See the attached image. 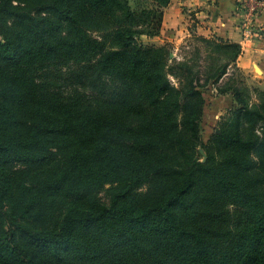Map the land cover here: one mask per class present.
<instances>
[{
    "label": "trees",
    "instance_id": "trees-1",
    "mask_svg": "<svg viewBox=\"0 0 264 264\" xmlns=\"http://www.w3.org/2000/svg\"><path fill=\"white\" fill-rule=\"evenodd\" d=\"M171 2L0 0V264H264V91L236 43L193 36L205 68L140 43ZM70 62L72 87L38 74ZM210 85L234 104L206 145Z\"/></svg>",
    "mask_w": 264,
    "mask_h": 264
},
{
    "label": "crops",
    "instance_id": "crops-1",
    "mask_svg": "<svg viewBox=\"0 0 264 264\" xmlns=\"http://www.w3.org/2000/svg\"><path fill=\"white\" fill-rule=\"evenodd\" d=\"M239 0H172L164 9L161 35L148 43L178 46L193 36L219 38L241 46L238 67L248 87L264 91V32L260 39L244 41L238 30L236 10ZM259 25L264 30V12ZM229 98V97H227Z\"/></svg>",
    "mask_w": 264,
    "mask_h": 264
},
{
    "label": "rangeland",
    "instance_id": "rangeland-1",
    "mask_svg": "<svg viewBox=\"0 0 264 264\" xmlns=\"http://www.w3.org/2000/svg\"><path fill=\"white\" fill-rule=\"evenodd\" d=\"M144 1L145 0H128L133 9L136 8L139 4L144 6ZM138 38L140 39V43L151 45V43H148L147 39L141 37ZM172 50V55L174 56L173 58H176L177 60L196 57L198 55V50H200L199 62L203 64L204 68L208 66L209 63H211V61L208 59L209 49L203 42L197 40L196 37H192L184 41L178 46L173 47ZM84 68L85 66L83 63H50L44 65L39 70L38 74L42 75L44 78L46 76H49V80L56 86L66 85L72 87L78 84L79 79L77 77L82 74ZM231 74L232 71L229 75ZM235 76H233V79L236 78L238 81L242 80L246 84L245 76L243 73H237ZM229 78H231V76L225 77L223 83H226ZM107 81L111 83V80L107 79ZM112 86H114V84ZM76 87L80 88L79 85H77ZM202 91L206 97L207 104L204 110L201 129L203 142L207 145L209 144V141L211 140L213 135L220 132V122L222 118L230 114L234 104V96L233 94L221 95L218 92L217 88H215L213 85H210L208 88H204ZM226 217L227 221L225 222V225L233 231L232 237H235V239L238 238L239 242L240 232L241 230H244L246 228L245 223L248 222L252 216L243 207L227 205ZM234 248L235 250L240 248L239 244L234 245L233 249Z\"/></svg>",
    "mask_w": 264,
    "mask_h": 264
},
{
    "label": "built area",
    "instance_id": "built-area-1",
    "mask_svg": "<svg viewBox=\"0 0 264 264\" xmlns=\"http://www.w3.org/2000/svg\"><path fill=\"white\" fill-rule=\"evenodd\" d=\"M264 12V0H239L236 16L239 18L238 30L244 41L260 39L263 28L259 19Z\"/></svg>",
    "mask_w": 264,
    "mask_h": 264
},
{
    "label": "water",
    "instance_id": "water-1",
    "mask_svg": "<svg viewBox=\"0 0 264 264\" xmlns=\"http://www.w3.org/2000/svg\"><path fill=\"white\" fill-rule=\"evenodd\" d=\"M171 57L173 58L174 56L171 55ZM200 152H201V154L204 156L203 162H205V161L207 160V156H206L204 150H200Z\"/></svg>",
    "mask_w": 264,
    "mask_h": 264
}]
</instances>
